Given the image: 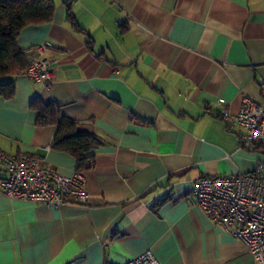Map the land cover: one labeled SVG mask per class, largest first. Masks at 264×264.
Wrapping results in <instances>:
<instances>
[{"label": "crops", "instance_id": "0c3cea01", "mask_svg": "<svg viewBox=\"0 0 264 264\" xmlns=\"http://www.w3.org/2000/svg\"><path fill=\"white\" fill-rule=\"evenodd\" d=\"M53 3L49 21L16 38L29 57L45 46L52 80L0 78L13 83L0 95V148L77 170L52 145L55 124L36 122L32 103H52L99 141L80 169L89 196L53 207L0 192V264L122 263L146 249L161 264H259L192 188L201 174L264 173V152L239 145L243 127L217 102L236 113L244 94L260 98L264 0Z\"/></svg>", "mask_w": 264, "mask_h": 264}, {"label": "built area", "instance_id": "2783aa9c", "mask_svg": "<svg viewBox=\"0 0 264 264\" xmlns=\"http://www.w3.org/2000/svg\"><path fill=\"white\" fill-rule=\"evenodd\" d=\"M45 46L36 45L28 64L20 71L31 81L48 87L52 72ZM260 98L249 94L241 98L236 113L229 103L217 99L220 117L240 124V146L260 148L264 152V82ZM47 148H49L47 146ZM0 192L8 197L57 207L62 204L85 206L89 196L82 170L61 173L38 158L24 153H10L0 148ZM192 194L203 212L232 236L241 240L259 264H264V173L262 163L250 171L229 174H201L193 183ZM161 264L150 249L122 263Z\"/></svg>", "mask_w": 264, "mask_h": 264}, {"label": "trees", "instance_id": "16d2710c", "mask_svg": "<svg viewBox=\"0 0 264 264\" xmlns=\"http://www.w3.org/2000/svg\"><path fill=\"white\" fill-rule=\"evenodd\" d=\"M53 8V0H0V78L26 67L29 56L17 45V35L26 25L49 21ZM68 17L74 24L70 13ZM12 92V81L0 79V95L9 97ZM32 104L37 110L38 124H55L52 145L71 152L76 159L77 169L90 166L98 139L89 133L77 131L75 121L59 114L52 103Z\"/></svg>", "mask_w": 264, "mask_h": 264}, {"label": "rangeland", "instance_id": "374dc122", "mask_svg": "<svg viewBox=\"0 0 264 264\" xmlns=\"http://www.w3.org/2000/svg\"><path fill=\"white\" fill-rule=\"evenodd\" d=\"M263 162H264V159H263Z\"/></svg>", "mask_w": 264, "mask_h": 264}]
</instances>
